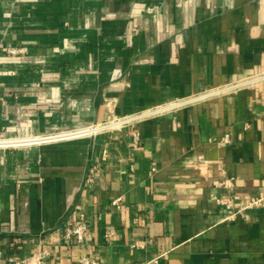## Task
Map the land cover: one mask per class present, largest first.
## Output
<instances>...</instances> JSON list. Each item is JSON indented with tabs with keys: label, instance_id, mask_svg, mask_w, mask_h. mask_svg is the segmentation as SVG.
I'll return each mask as SVG.
<instances>
[{
	"label": "crops",
	"instance_id": "0c3cea01",
	"mask_svg": "<svg viewBox=\"0 0 264 264\" xmlns=\"http://www.w3.org/2000/svg\"><path fill=\"white\" fill-rule=\"evenodd\" d=\"M0 140L4 256L264 264V0H0Z\"/></svg>",
	"mask_w": 264,
	"mask_h": 264
},
{
	"label": "built area",
	"instance_id": "2783aa9c",
	"mask_svg": "<svg viewBox=\"0 0 264 264\" xmlns=\"http://www.w3.org/2000/svg\"><path fill=\"white\" fill-rule=\"evenodd\" d=\"M12 53H18V52H24V47H12L9 49ZM233 88V86L225 87L222 90H230ZM147 114V113H146ZM141 115H137L135 117H122L117 118L113 120L111 123L104 124V125H91L89 127H85L82 129H76L71 131H64L58 134L54 135H46L43 137H40V140L42 141H48V140H61V139H67L74 136H81V135H91L96 133L98 130L104 128V127H111L116 124H124L133 121ZM140 134L139 132L135 131L133 134V141L132 145L136 146L139 143ZM225 141H229L230 137L229 135H225L224 137ZM6 141L0 140V145L5 144ZM14 144H17V142H14ZM155 169V167L153 168ZM235 181V177L228 176L225 177L222 180V185L226 188L233 187ZM218 205L225 208L230 212V215L228 218L232 217L235 214L242 213L246 211L249 208L252 207H258L263 204L264 202V192H261L258 195L253 196H244L241 193L238 192H231L228 194H223L217 197L216 199ZM113 205L116 207H121V197H118L112 201ZM90 235V231L88 228V222L84 215H81V218L79 221L74 222L70 221L65 226V237L68 239H72L76 241L77 243H83ZM51 251L49 247H44L41 249H38L31 253L27 257H21L18 255H8L4 256L0 253V264H46L47 259L50 256ZM79 264H103L100 260L97 258H94L92 256L88 255H82L79 259Z\"/></svg>",
	"mask_w": 264,
	"mask_h": 264
}]
</instances>
